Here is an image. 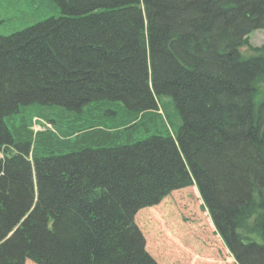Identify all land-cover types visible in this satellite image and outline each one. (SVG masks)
<instances>
[{
    "label": "trees",
    "instance_id": "1",
    "mask_svg": "<svg viewBox=\"0 0 264 264\" xmlns=\"http://www.w3.org/2000/svg\"><path fill=\"white\" fill-rule=\"evenodd\" d=\"M13 2L40 19L0 35V264H159L135 215L193 185L264 264V0Z\"/></svg>",
    "mask_w": 264,
    "mask_h": 264
},
{
    "label": "rangeland",
    "instance_id": "2",
    "mask_svg": "<svg viewBox=\"0 0 264 264\" xmlns=\"http://www.w3.org/2000/svg\"><path fill=\"white\" fill-rule=\"evenodd\" d=\"M29 6L0 0V35H8L36 21ZM249 42L240 47L243 58L264 46V29L249 33ZM254 97L256 109L264 99V82ZM42 128V127H41ZM134 221L145 238V249L159 264H235L215 232L196 187L170 193L158 205L137 212ZM25 264H35L29 260Z\"/></svg>",
    "mask_w": 264,
    "mask_h": 264
}]
</instances>
